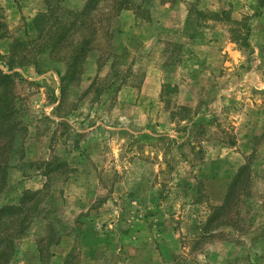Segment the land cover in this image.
I'll return each instance as SVG.
<instances>
[{"label": "rangeland", "instance_id": "1", "mask_svg": "<svg viewBox=\"0 0 264 264\" xmlns=\"http://www.w3.org/2000/svg\"><path fill=\"white\" fill-rule=\"evenodd\" d=\"M89 1L0 0V264H264V0Z\"/></svg>", "mask_w": 264, "mask_h": 264}, {"label": "trees", "instance_id": "2", "mask_svg": "<svg viewBox=\"0 0 264 264\" xmlns=\"http://www.w3.org/2000/svg\"><path fill=\"white\" fill-rule=\"evenodd\" d=\"M92 4H93V0H90L88 5L86 6V8L82 12L77 13L75 16H78L79 18L85 17V15H87V13L89 12V9H91ZM44 18H45V14H44ZM73 26L74 27L77 26V22H74ZM59 43H60V40H59V37H57L56 39L53 40V42L51 44H55L54 46H57ZM88 44H89L88 40H85L84 42H82L80 49L78 48L79 52H82L83 49L85 48V46H87ZM75 64H76L75 61H73L72 67ZM7 66H8V69L10 72L13 71L15 68H17V66L14 64H11V62H9L7 64ZM15 76H16L15 74H7V73L3 72L2 70H0V89L2 88L3 90H5V92L2 94L0 92V99L6 94V91H10V88L14 87ZM0 114H2V120L4 122H7L6 126L9 127L10 130H12L13 128L14 129L17 128L18 126H21L20 123L16 122V116L18 114V111H17L16 106H15L14 96L11 100H9L7 102V104L4 106V108H2V111L0 112ZM21 129L25 130L24 128H21ZM244 170H245V168L234 179V183L232 184V188L237 186L238 182L243 178V176L245 175V173H243ZM230 193H231V191H230ZM222 208H223V206H220V208H218V211H220ZM11 210H12V207H7V208L3 209L0 213L1 214L2 213H5V214L9 213L10 214ZM203 231H204V233L206 232L205 227L203 228ZM1 256L7 257V254L4 252L1 254Z\"/></svg>", "mask_w": 264, "mask_h": 264}, {"label": "crops", "instance_id": "3", "mask_svg": "<svg viewBox=\"0 0 264 264\" xmlns=\"http://www.w3.org/2000/svg\"><path fill=\"white\" fill-rule=\"evenodd\" d=\"M186 3H184V4H187L188 2H193V1H195V0H184ZM185 6V5H184Z\"/></svg>", "mask_w": 264, "mask_h": 264}]
</instances>
